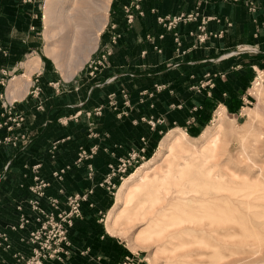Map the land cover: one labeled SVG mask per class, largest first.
<instances>
[{"label": "crops", "instance_id": "1", "mask_svg": "<svg viewBox=\"0 0 264 264\" xmlns=\"http://www.w3.org/2000/svg\"><path fill=\"white\" fill-rule=\"evenodd\" d=\"M42 1L0 0V12L16 4L17 11L36 17L38 2ZM127 1L133 0L111 1L108 29H103L96 49L80 68L74 60L65 62L62 71L51 57H42L35 34L30 33L27 40L25 37L17 46H9L11 58L0 56V78L11 77L9 81L26 74L25 63L31 56L41 57L39 69L30 74L26 92L12 94L8 87H0V234L7 233L11 244L5 248L0 236V264H14L19 252L32 254L33 246L24 238L29 229L20 231L9 226L18 225L24 214L31 213L28 188L36 175L51 179L48 194L53 196L59 195V188L65 194L94 188L72 230L68 264L124 262L128 252L120 240L103 232L95 233L92 240L83 223L96 221L101 208L111 203L110 192L98 185L108 164L125 156L134 140L140 146L144 136L149 151V134L163 132L161 124L155 129L148 124L142 126L140 115L164 116L165 124H207L206 114L214 107L228 110L234 100L240 99L239 87L232 89L224 84L229 83L234 70H256L264 62V0H134L140 1L150 20L147 16L142 22L137 18L133 24L124 23L120 14L115 16V8L123 15L121 7ZM181 15L185 16L183 20L171 28L157 20ZM115 24L119 33L116 44ZM109 49L108 59L93 70L89 63ZM16 53L20 57L16 58ZM136 55L144 58L142 66L132 63ZM205 78L210 83L201 94L194 88ZM156 85L163 89L157 91ZM122 88L134 100L129 114L119 117L106 103L110 93H119ZM142 91L153 92L152 97L144 96L143 104L136 98ZM100 106L102 111L96 113ZM127 126L135 133L129 134ZM140 127L149 131L147 135L139 133ZM93 146H97V154L77 165L80 148L90 150ZM88 164L95 168L93 180L87 177ZM65 166L69 168L64 180L52 179V173ZM60 199L64 203V196ZM109 244L115 247V254L105 247Z\"/></svg>", "mask_w": 264, "mask_h": 264}, {"label": "rangeland", "instance_id": "2", "mask_svg": "<svg viewBox=\"0 0 264 264\" xmlns=\"http://www.w3.org/2000/svg\"><path fill=\"white\" fill-rule=\"evenodd\" d=\"M133 1L130 3H128V1L123 3L121 7L123 15L119 13L118 8H115V16L120 14L119 18L123 19V22L126 24H133L137 18L142 22L147 16L143 5H140V1ZM137 5L139 7H137ZM17 7L16 4H12L7 10L4 9V11L2 10V12H0V56L5 59L11 58V52L8 49L9 46H14L15 44L17 46L25 37V40H27L28 33L35 34V44L40 47L39 51L42 57L44 54L49 56L45 49L49 40L44 37L43 33L45 27V1L38 2L36 17H31L17 11ZM78 8L77 0H59V5L57 6V9L60 10L61 21L67 22V24L63 26V29H59L60 31L57 32L58 36H68L67 41L62 45V48L64 47L63 51L67 53L65 56L66 63L71 62L72 58L75 57V51L80 45L79 41L75 39L78 32L75 27ZM129 14L133 15L132 21L130 22L128 21ZM108 19H110V10L108 11ZM172 19L173 17H157L158 23L163 26L164 24L169 26ZM148 20H150L149 17ZM117 26L118 25L115 24V44L119 39ZM107 29L108 26L106 24L104 30ZM4 51H6V54ZM16 54H18L15 56L16 58L20 57L19 53ZM35 56H31L30 58ZM52 59H54V57H52ZM143 59L142 56L137 57L136 55L132 63L136 66H142ZM10 78L6 76L0 78L1 81L4 80V85L0 83V87H2L3 90L8 87ZM209 83L210 81L205 78L202 84L200 83L194 90L199 91L200 89L202 94L204 86ZM224 84L225 86L227 84L228 87L232 89L234 86L239 87L238 93L242 92L240 99L234 100V105H231V108L226 110L224 106L227 120L234 123L236 128L241 130V133H222L218 142V149L213 153L203 152V154L202 142L199 140H191L190 147H192L193 150L196 149L197 156H199L200 160H198L199 158L195 160L192 164L193 166L191 165L186 170L183 177H178L176 179L170 178V180L163 185L149 183L150 185L146 186L141 191L135 192L132 198H127L118 208H114L112 211L122 180L117 185L115 191L110 192V197L112 198L111 203L105 208H101L102 211L99 212L96 221L83 223L86 229H88L89 236L92 240L95 233L103 232L106 236H111L114 240L118 239L125 245L128 257L124 262L122 261L119 264H264V190L254 192L253 195L251 194L247 201H244L245 203L234 202L235 200L232 198L237 196L236 194L239 190L236 191L232 189L226 191L225 182L223 180L218 178L210 179L208 176L209 168L211 167V174L215 176L217 174L225 175L227 172L231 174L233 171H236L240 176L230 180L231 185H235V182L238 183L243 180L242 177L245 176V174L255 179V177L258 176L256 171L259 165H263L264 168V134L262 138L259 139L258 137V133L264 131V62L258 65L256 70L252 67L248 68L246 71L242 68L234 70L229 78V83L224 82ZM123 89L124 88L121 90ZM145 95H149V93L145 94L142 91V93L137 95L136 98L139 103H144V101L141 100L145 99ZM130 100L132 107L134 97L130 96ZM118 103L121 105V99H119ZM237 103H239L238 106H236ZM230 104H232V102H230ZM230 104L228 103V105ZM219 108V106H216L211 112L206 114L207 124H198L196 127H190V124H165L166 119L164 116L156 117L153 115L147 117V115L144 116L141 114V121L144 124L142 126L145 127V124L149 125L150 120H158L159 124L164 126V130L162 133L156 132L154 134H149L152 139L151 148L148 151L150 156L138 166L155 156L161 140L171 130L180 128L185 131L188 136L198 137L207 126L214 127L216 124L215 117ZM126 111L127 114L123 116L129 114L130 108L126 109ZM144 127L139 128V133L141 135H147V132H149ZM127 129L129 130V134H132V131L135 133V130H132L130 126H127ZM230 139L231 141H229ZM133 143L134 144H129L127 146L130 151L139 147L137 140H134ZM227 145H229L231 150L230 153L225 151V146ZM200 152L204 156L215 154V157L207 160L208 164L206 165L203 164L205 157L201 159L203 157H201ZM255 162L257 163V165L255 164L256 166L253 165ZM163 164L165 165V161L154 162L148 165L142 173L153 176L156 172L155 170H158ZM216 164L219 165L217 166ZM135 169L132 172H134ZM40 180L51 181L49 177L42 176H40L39 181ZM137 180L138 178H136L134 182H137ZM35 185H37V182L33 181L28 188V204L35 198L33 191H31V186ZM180 186L190 190L188 191L185 189L187 195L197 198L203 197L205 193L206 195L208 194V196L227 193L231 198L226 202H213L214 204H200L196 202L193 204L194 206L185 208L190 214L183 215L179 212L182 216L187 215L185 218L177 215L179 213L163 217L162 214L167 208L163 200L166 197L165 189L168 188L170 191L176 192ZM49 188L50 187L44 189L46 197H41L39 199L40 209L45 213L38 214L36 211H32L30 205L29 211L31 213L33 212V217H30L31 213L29 215L24 214L29 219V222L25 224L23 228H18V230L26 231L29 229L27 236L24 238H26L30 244L31 232H36L38 243L34 246L39 250V259L42 264H68L71 258V246L68 252L65 253V249L62 245V232L68 235L72 245L71 233L79 217L73 221L72 226H68L58 215L55 216L54 220H50L48 211L52 209L47 199ZM193 191H195V193ZM171 194L172 193H170V195ZM195 194L196 196H194ZM68 195L70 194L61 195L65 198L64 203L61 201V212L67 208L66 196ZM158 197H161V200H159ZM253 199H255V201H253ZM109 215H111L112 219L114 218L112 230H109L107 227ZM178 219H182V221L180 222ZM32 224L34 225L31 228ZM9 228H12V226H9ZM178 230L184 231V233H179ZM97 246L100 247V245ZM105 247L108 248L110 252L114 251L115 254L114 246L109 244ZM32 255L33 254H23V257L20 258V263H30ZM16 260L18 259L16 258ZM96 260L100 261L101 259ZM82 261L81 263H83Z\"/></svg>", "mask_w": 264, "mask_h": 264}, {"label": "bare ground", "instance_id": "3", "mask_svg": "<svg viewBox=\"0 0 264 264\" xmlns=\"http://www.w3.org/2000/svg\"><path fill=\"white\" fill-rule=\"evenodd\" d=\"M112 0H77L78 3V14L76 17L75 27L77 28V36L75 39L79 41V47L75 51V57L72 58L71 61L76 62V68H80L85 60H87L90 56V53L96 49L98 44V39L103 31L107 20H108V11L110 8ZM59 5V0H45V10H44V37L49 40L45 49L49 57H54V62L57 67L62 71L65 68V56L67 53L63 51L62 45L67 41V35L58 36L57 32L59 29H63V26L67 24L65 21H61L60 13L57 9ZM58 11V13H57ZM56 34V35H55ZM60 34V33H59ZM58 36V37H57ZM51 57V58H52ZM69 59V58H68ZM41 62L40 56H36L35 58H30L26 64L28 70L26 74L21 76L13 77L8 84L9 93L15 94H23L27 91L28 85L30 83V74L38 70ZM215 126H207L204 131L198 137H190L187 133L180 128L171 130L169 133L165 135V137L161 140L159 148L151 159L147 162L138 166L134 172H132L129 176L125 177L118 188V193L116 196V201L113 206L114 208H118L120 204H122L127 198H132L135 192L141 191L146 186L150 185L149 183H157L163 185L165 182L170 180V178H178L183 177L186 170L193 164L195 160L199 158L197 156L196 149L193 150L190 147L191 140L202 142V153L203 152H214L218 149V142L220 139V135L224 132L231 134H239L241 130H238L234 123L227 120V114L225 112L224 106H221L217 111V115L215 117ZM264 131L258 133L259 139L262 138ZM231 141V139L229 140ZM229 144V143H228ZM197 148V147H196ZM201 148V147H200ZM221 148V147H220ZM225 151L230 153L229 145L225 146ZM200 151V150H199ZM198 151V152H199ZM201 154V152H200ZM199 154V155H200ZM204 154V153H203ZM201 159H204L203 164H208L209 159L215 157L214 155H202ZM200 160V158L198 159ZM165 161V165L160 166L158 170L153 174V176H149L148 174H143L144 169L154 162ZM254 162V161H253ZM252 162V163H253ZM257 165L255 162L253 165ZM162 165V164H160ZM217 166L219 164H216ZM255 165V166H256ZM193 166V165H192ZM157 169V168H156ZM212 167L209 168V178L210 179H221L225 182V190H239L237 192V196H235L234 202L245 203L250 195L254 194V192L264 190V168L263 165H259L258 170L256 171L257 177L252 179L245 174L242 177L243 180L241 182H235V185H231L230 180L239 177L236 171H233L231 174L228 172L223 174H211ZM251 173V172H250ZM225 176V178H224ZM234 176V178H233ZM138 178L137 182L134 180ZM187 188H178L176 192L170 191L168 188L165 189L166 197L163 199L167 208L165 212L162 214L163 217L172 216L176 213L190 214L185 208L194 206L196 202L200 204H212L216 201L226 202L230 200V196L228 194H219L214 196H208L206 193L203 197L197 198L193 196L187 195L185 192ZM188 190V189H187ZM159 191V190H158ZM190 191V190H188ZM195 193V191H193ZM191 192V193H193ZM197 192V191H196ZM199 192V191H198ZM170 193H172L170 195ZM204 193V192H203ZM229 193V192H228ZM262 193V192H261ZM256 194V193H255ZM198 195V194H197ZM263 195V194H262ZM261 195V196H262ZM171 196V197H170ZM196 196V194L194 195ZM234 196V195H233ZM255 196V195H254ZM161 200V197H158ZM260 199V198H259ZM240 200V201H239ZM250 201V200H249ZM255 201V199H253ZM230 202V201H229ZM249 203V202H248ZM214 204V203H213ZM253 204V203H251ZM250 204V206H251ZM249 205V204H248ZM252 207V206H251ZM181 216L182 218L186 216ZM180 217V218H181ZM179 220V219H178ZM184 220V219H183ZM113 221L111 215H109L107 220V227L109 230L113 229ZM180 222L182 219L179 220ZM179 223V222H178ZM179 233H184V231L178 230Z\"/></svg>", "mask_w": 264, "mask_h": 264}, {"label": "built area", "instance_id": "4", "mask_svg": "<svg viewBox=\"0 0 264 264\" xmlns=\"http://www.w3.org/2000/svg\"><path fill=\"white\" fill-rule=\"evenodd\" d=\"M250 6L252 10H255L256 7L254 5V2H250ZM137 7H139L137 5ZM185 16H174L172 19V22L169 24V28L172 26L177 25L178 22L183 20ZM133 15L129 14L128 15V21H132ZM163 21V20H162ZM166 25V24H164ZM202 30H204V26H202ZM113 41H115V36L113 37ZM158 48V47H156ZM160 50V49H159ZM6 54V51H4ZM111 55V50H106L99 59L93 60L89 63V66L93 68V70H96L98 66L102 65L105 60L108 59V57ZM2 84L3 81H2ZM157 91H160L163 89L162 85H156L155 88ZM145 94L149 93V96H153V92H148L145 91ZM119 99H121V105L118 103ZM106 106L112 109L113 111L117 112V115L119 117H122L123 115L127 114L126 109L131 108V100H130V95L126 90H121L119 93L117 92H112L108 95L107 97V103ZM102 106L96 108V113H100L102 111ZM6 124V123H4ZM159 124V121L155 120H150L149 125L152 129H155L156 126ZM1 126V125H0ZM97 146H93L90 150H87L85 148H80L79 153H78V158L76 160V164L80 165L83 163L85 160H89L93 158L95 154H97ZM148 153V138L146 136L141 138V145L137 147L136 149H133L129 151L125 156L120 157L117 159V162H111L108 164V171L103 178V180L98 184L100 187L106 188L109 192L115 191L117 188V185L123 180L125 176H127L132 169L137 168V166L146 159ZM37 167V166H36ZM69 166H66L64 168H60L55 170L53 174V179L57 182H61L64 179V175L67 171ZM94 174H95V168L92 164H88V175L87 177L89 180L94 179ZM40 175H36L34 177V181L37 182V185L31 186V191H33V194L35 198L30 201L31 209L32 211H36L38 214H44L45 212L40 209V198L43 197L45 198L46 192L44 189L47 187H51L52 183L51 181H43L40 180ZM40 183V185H39ZM94 188L88 189L86 192L81 193V192H75L73 194H70L66 196V210L61 212V200L60 196L65 195V191L63 188H59V195L58 196H53V195H48L47 199L50 202L51 205V211H48L50 220H54L55 216L58 215L59 218H61L62 221H64L68 226L73 225V221L82 216V204L84 202L89 201V196L93 193ZM60 211V212H58ZM39 219V218H38ZM29 222V219L23 215L20 219V222L18 225L12 226L13 229H18V228H23L25 224ZM62 245L63 248L65 249V253L68 252L69 247L71 246V241L68 238V235L65 232H62ZM0 236L3 238V246L5 248H10L11 244L9 242V236L7 233H2ZM30 242L33 246L32 248V259L30 260V263L28 264H42V262L39 259V250L34 246L35 244L38 243V236L36 235V232H31L30 236ZM15 257L18 259L14 264H22L20 263V258L23 257L22 253H17Z\"/></svg>", "mask_w": 264, "mask_h": 264}, {"label": "trees", "instance_id": "5", "mask_svg": "<svg viewBox=\"0 0 264 264\" xmlns=\"http://www.w3.org/2000/svg\"><path fill=\"white\" fill-rule=\"evenodd\" d=\"M44 58H45V57H44ZM45 59H46V58H45ZM149 156H150V155H149V152H148V153H147V157H146V158L148 159V158H149ZM133 170H134V169H132V170L130 171V173H131Z\"/></svg>", "mask_w": 264, "mask_h": 264}]
</instances>
